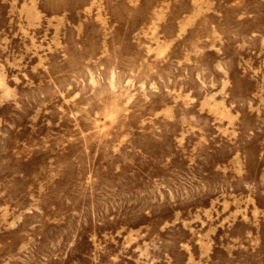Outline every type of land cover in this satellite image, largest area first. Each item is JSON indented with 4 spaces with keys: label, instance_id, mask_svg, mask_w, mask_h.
<instances>
[{
    "label": "rangeland",
    "instance_id": "1",
    "mask_svg": "<svg viewBox=\"0 0 264 264\" xmlns=\"http://www.w3.org/2000/svg\"><path fill=\"white\" fill-rule=\"evenodd\" d=\"M0 264H264V0H0Z\"/></svg>",
    "mask_w": 264,
    "mask_h": 264
}]
</instances>
